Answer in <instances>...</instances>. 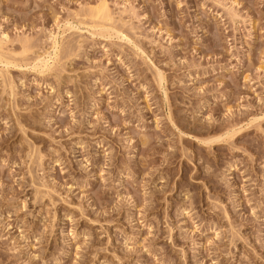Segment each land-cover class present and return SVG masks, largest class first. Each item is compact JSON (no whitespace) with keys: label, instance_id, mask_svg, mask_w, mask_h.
<instances>
[{"label":"rangeland","instance_id":"374dc122","mask_svg":"<svg viewBox=\"0 0 264 264\" xmlns=\"http://www.w3.org/2000/svg\"><path fill=\"white\" fill-rule=\"evenodd\" d=\"M0 264H264V0H0Z\"/></svg>","mask_w":264,"mask_h":264}]
</instances>
